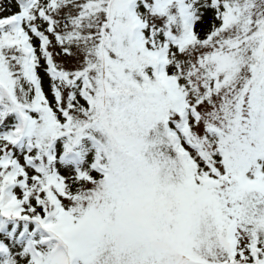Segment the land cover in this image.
<instances>
[{
  "label": "snow or ice",
  "instance_id": "obj_1",
  "mask_svg": "<svg viewBox=\"0 0 264 264\" xmlns=\"http://www.w3.org/2000/svg\"><path fill=\"white\" fill-rule=\"evenodd\" d=\"M0 264H264V0H0Z\"/></svg>",
  "mask_w": 264,
  "mask_h": 264
},
{
  "label": "trees",
  "instance_id": "obj_2",
  "mask_svg": "<svg viewBox=\"0 0 264 264\" xmlns=\"http://www.w3.org/2000/svg\"><path fill=\"white\" fill-rule=\"evenodd\" d=\"M45 90L47 91V83L45 82Z\"/></svg>",
  "mask_w": 264,
  "mask_h": 264
}]
</instances>
